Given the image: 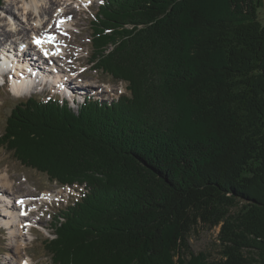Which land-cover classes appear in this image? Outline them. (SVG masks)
I'll return each mask as SVG.
<instances>
[{
    "label": "trees",
    "instance_id": "16d2710c",
    "mask_svg": "<svg viewBox=\"0 0 264 264\" xmlns=\"http://www.w3.org/2000/svg\"><path fill=\"white\" fill-rule=\"evenodd\" d=\"M263 7L105 0L91 61L129 94L78 114L60 98L13 109L0 147L86 186L54 216L52 264H264ZM200 227L220 229L217 260L191 252Z\"/></svg>",
    "mask_w": 264,
    "mask_h": 264
},
{
    "label": "rangeland",
    "instance_id": "374dc122",
    "mask_svg": "<svg viewBox=\"0 0 264 264\" xmlns=\"http://www.w3.org/2000/svg\"><path fill=\"white\" fill-rule=\"evenodd\" d=\"M105 0H91L87 2H79V0H72L70 3L68 2V6H66V10L69 9L71 13H68V20L71 24H76L78 27V31L76 33H72L70 38L69 36H65L66 43L69 45H65L66 48L70 49L67 55L69 57L65 59V64L67 61H71V59H77V63H81L84 70H87L82 76L78 79L82 80V94L84 97H90V94L95 95V99H101L104 101H112L118 99L121 94L125 93L126 86L122 83L115 82L110 76L102 71H98L94 69V65L91 61L92 55V43H91V32H92V24L91 22L94 20L95 15L99 10V6H102ZM90 5V7L88 6ZM10 6L8 0H3V4H0V13L2 9ZM89 7V8H88ZM2 16V14H0ZM34 17V16H33ZM260 19L264 24V7L260 10ZM54 26V25H53ZM72 27V26H71ZM69 33L66 32V34ZM2 39H7L6 37H1ZM17 52V50H15ZM71 53V54H70ZM72 59V60H73ZM0 62L2 60L0 59ZM50 63L51 61H46ZM55 62V61H53ZM102 62H104L102 60ZM27 66V65H26ZM17 67V65H15ZM28 68V67H27ZM24 67V70H27ZM69 66H65L64 69L68 70ZM38 69V68H36ZM150 69V68H149ZM21 70V67L16 68V72ZM150 71L154 72L152 69ZM15 72L16 81H14L15 85L12 87L13 95L9 92L7 87L0 88V136L3 135L4 130L7 125V120L11 115L13 109L20 104L21 102H26L30 98H36L47 101L56 95L58 90L53 91L51 89H57V86L48 88L49 91L42 95H34L28 97H16L15 90L24 89L30 92H34V87L31 86L36 81L28 80L29 76L25 74H21V71H18V74ZM65 72V71H64ZM69 72V70H68ZM39 77H43V74L40 72H36ZM71 75V76H70ZM46 78H49V75H45ZM73 73L69 72L68 77L73 78ZM23 77H26L23 78ZM45 78V77H43ZM42 78V79H43ZM22 79V80H21ZM73 81V80H72ZM89 85V86H88ZM31 86V87H30ZM88 86V88H86ZM95 86V87H94ZM109 87V88H108ZM127 92V90H126ZM29 94V95H30ZM59 96V95H58ZM25 97V98H24ZM83 101V97L80 98ZM72 104V103H71ZM73 109L77 110L78 104L73 105ZM78 114V112H75ZM0 171L5 173V171L9 173L13 185V194L12 195L13 202H16V198L23 196L27 191L31 192L34 196L33 202H38L41 204L42 201H51L52 206L45 207L47 213L45 217H41V213L37 215L33 220L36 227L30 232V239L27 241L25 246H22L18 253L14 250V242L11 239V233L9 232L10 227L7 224H4L3 221L11 218L12 215L17 214L15 212L14 206L12 204V198L10 201H6L4 199V192L0 188V264H18L16 262L29 258L31 264H52L49 257H47L43 247L44 240L47 238H54V232L52 227V222L54 221V216L58 215L60 210L67 207L69 203H71L75 196L80 195V189L77 188H62L61 186L52 183L48 180V178L41 173L33 171L31 169H26L19 162H17L11 153L6 151L5 149L0 147ZM4 175V174H3ZM22 184V185H21ZM49 194L51 195L50 199L38 197L41 194ZM4 203H6L4 205ZM11 209L9 213L6 212L5 208ZM19 208L17 209V211ZM11 214V215H10ZM39 219V220H37ZM26 221V220H25ZM27 222V221H26ZM7 229V231H6ZM220 229H208L206 227L197 228L191 236L190 245L191 252L194 255L203 253L206 257H210L213 260H217L219 258L220 248L218 246V234ZM15 258V259H14Z\"/></svg>",
    "mask_w": 264,
    "mask_h": 264
},
{
    "label": "bare ground",
    "instance_id": "6f19581e",
    "mask_svg": "<svg viewBox=\"0 0 264 264\" xmlns=\"http://www.w3.org/2000/svg\"><path fill=\"white\" fill-rule=\"evenodd\" d=\"M8 1L10 3V6L2 9L0 13L2 14V16H0V44L6 46H9L8 44H14L15 47H18L20 44L30 42L31 45L34 46L35 51L37 53H39V51H42L44 55L46 52H48V54H51V56L48 58L45 55L46 59H43L42 57L39 56L37 57L38 60L36 59L33 60V58H30L32 61H23L18 64L16 63L12 64V67L15 70V72H16V68L18 69V67H21V70H18L21 71L20 72L21 74L29 73V78L27 79L36 81V78L46 77L45 75L48 74L49 70L52 69L54 71L56 69L52 63H56V65H58L59 62L57 61H61L63 64L59 63L60 68L63 70L65 76L68 77L69 72L68 70L64 69V67L67 66V64H65V59L67 58L66 53L67 52L69 53L70 51V49L66 48L65 45H69V44L66 43L65 41L66 37L64 38L58 35L59 34L61 35L62 32L65 33L68 32L69 28H71L72 26L71 23L67 21L69 16L68 13L71 12L69 11V9L66 10V6H68V2L70 3V1L72 0H8ZM89 1L91 0H79V2H89ZM57 22L63 26L66 25L64 29L56 28L55 25L57 24ZM1 37H6L7 39L5 40L2 39ZM38 40H40L42 43L38 44L36 42ZM11 49L16 55H21V53L18 50L16 52L14 48ZM28 49L31 51L29 47ZM4 51L0 47V59L2 60V62H0V68L9 66L10 64V61L7 58V53ZM8 56L12 57V55H8ZM26 58H27V54H26ZM46 61H51V62L47 63ZM15 65H17V67H15ZM24 67L26 68L28 67L27 70H24ZM18 71L16 72L17 74ZM36 72L42 73L43 77H39L36 74ZM30 75H34L35 78L34 79L30 78ZM15 76H14V81L17 80ZM55 77H56V79L54 80L55 83H58V81L60 80L62 81L61 86L66 87L64 84L65 82L64 77L62 75L57 73L55 74ZM23 78L26 79V77ZM14 81H12L11 83L12 87L15 85ZM31 86L34 87L35 90V88L38 86L37 81L31 84ZM88 86H86V88H88ZM82 87L85 88V86L83 85ZM51 90H56V89H51ZM66 92L69 93V91L67 90ZM29 94L30 92L27 90L18 89L15 90L14 95L18 98H21L25 95L30 96ZM12 181L13 180L11 179L8 171L7 172L5 171V173L0 171V188L4 192H6V194H4V199L6 201L7 200L10 201L12 198L11 206H14L15 212L17 213L12 215L10 219L3 221V223L7 224L8 227H10L9 229V232L11 233L10 237L14 242V250L18 253L21 247L25 246L27 241L30 239V237H32L30 233L31 225L36 226L35 225L36 222L34 223L33 220L27 219L28 215L25 213V211L22 210L23 206L26 205L28 206V209H31L33 206H36L38 202H33V199L31 198H33L34 196L29 191H27L23 196L16 198L15 200L16 202H13L14 198L9 195V194H13ZM49 194L47 193L41 194V196L38 197V199L41 198L50 199L52 194L51 195ZM20 201H23V203H20ZM5 204L6 203H4V205ZM18 208L19 210L17 211ZM5 210L7 213L11 211L10 208L9 209L5 208ZM1 213L2 212L0 211V214ZM28 222H30L31 224L30 226L27 227L26 223ZM31 261L29 258H26L22 260V264H25V262H27V264H31ZM16 263L20 264L21 261Z\"/></svg>",
    "mask_w": 264,
    "mask_h": 264
},
{
    "label": "snow or ice",
    "instance_id": "6c2138e0",
    "mask_svg": "<svg viewBox=\"0 0 264 264\" xmlns=\"http://www.w3.org/2000/svg\"><path fill=\"white\" fill-rule=\"evenodd\" d=\"M38 44L42 43L40 40L36 41ZM48 53L46 52L45 55H47ZM20 203H23V201H20ZM25 264H27V262H25Z\"/></svg>",
    "mask_w": 264,
    "mask_h": 264
}]
</instances>
